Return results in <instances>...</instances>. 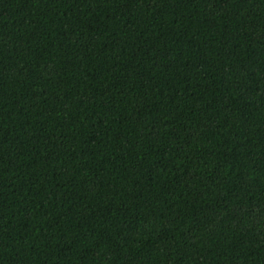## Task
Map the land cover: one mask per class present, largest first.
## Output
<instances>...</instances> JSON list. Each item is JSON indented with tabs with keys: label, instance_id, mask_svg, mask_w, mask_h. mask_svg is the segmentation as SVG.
I'll return each instance as SVG.
<instances>
[{
	"label": "trees",
	"instance_id": "1",
	"mask_svg": "<svg viewBox=\"0 0 264 264\" xmlns=\"http://www.w3.org/2000/svg\"><path fill=\"white\" fill-rule=\"evenodd\" d=\"M0 264H264V0H0Z\"/></svg>",
	"mask_w": 264,
	"mask_h": 264
}]
</instances>
